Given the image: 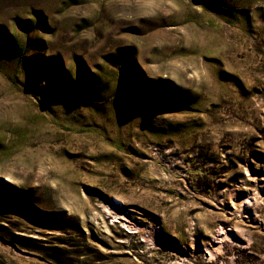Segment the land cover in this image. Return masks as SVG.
Here are the masks:
<instances>
[{"label":"rangeland","instance_id":"374dc122","mask_svg":"<svg viewBox=\"0 0 264 264\" xmlns=\"http://www.w3.org/2000/svg\"><path fill=\"white\" fill-rule=\"evenodd\" d=\"M0 264H264V0H0Z\"/></svg>","mask_w":264,"mask_h":264}]
</instances>
